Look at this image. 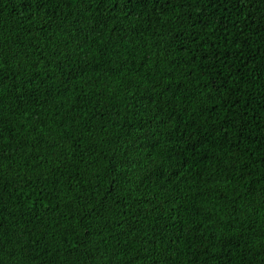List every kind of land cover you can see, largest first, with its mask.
<instances>
[{"label":"trees","instance_id":"1","mask_svg":"<svg viewBox=\"0 0 264 264\" xmlns=\"http://www.w3.org/2000/svg\"><path fill=\"white\" fill-rule=\"evenodd\" d=\"M0 264H264V0H0Z\"/></svg>","mask_w":264,"mask_h":264}]
</instances>
